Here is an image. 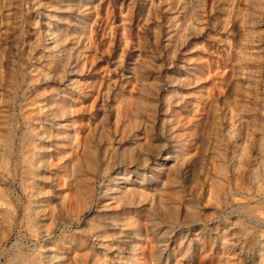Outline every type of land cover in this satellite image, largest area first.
Instances as JSON below:
<instances>
[{
  "label": "rangeland",
  "instance_id": "rangeland-1",
  "mask_svg": "<svg viewBox=\"0 0 264 264\" xmlns=\"http://www.w3.org/2000/svg\"><path fill=\"white\" fill-rule=\"evenodd\" d=\"M0 264H264V0H0Z\"/></svg>",
  "mask_w": 264,
  "mask_h": 264
}]
</instances>
